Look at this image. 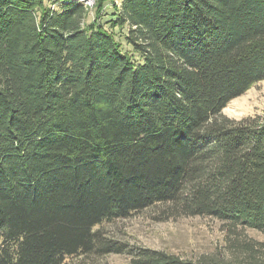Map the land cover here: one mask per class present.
<instances>
[{
    "label": "trees",
    "instance_id": "trees-1",
    "mask_svg": "<svg viewBox=\"0 0 264 264\" xmlns=\"http://www.w3.org/2000/svg\"><path fill=\"white\" fill-rule=\"evenodd\" d=\"M86 1L0 0V264H264V112L221 113L264 80V0ZM154 205L220 220L226 252L106 233Z\"/></svg>",
    "mask_w": 264,
    "mask_h": 264
},
{
    "label": "rangeland",
    "instance_id": "rangeland-1",
    "mask_svg": "<svg viewBox=\"0 0 264 264\" xmlns=\"http://www.w3.org/2000/svg\"><path fill=\"white\" fill-rule=\"evenodd\" d=\"M117 4L118 1L115 0ZM89 7L86 23L94 18L97 0H87ZM114 12L106 2L99 19L105 28H111ZM116 38L123 42L124 29L114 27ZM124 44V42H123ZM125 48H128L124 45ZM264 112V80L249 87L242 95L232 99L221 113L232 119H242ZM163 205H154L126 218L104 224L106 233L125 244L127 248L137 246L164 250L187 259L220 256L226 252L227 235L223 222L210 216H178L166 220L158 219ZM248 237L262 239L256 230L246 229ZM130 259L128 251L111 253L98 259L105 264H125Z\"/></svg>",
    "mask_w": 264,
    "mask_h": 264
}]
</instances>
